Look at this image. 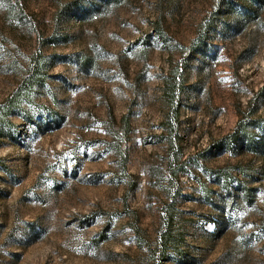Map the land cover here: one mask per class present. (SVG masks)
I'll use <instances>...</instances> for the list:
<instances>
[{
    "label": "rangeland",
    "instance_id": "rangeland-1",
    "mask_svg": "<svg viewBox=\"0 0 264 264\" xmlns=\"http://www.w3.org/2000/svg\"><path fill=\"white\" fill-rule=\"evenodd\" d=\"M248 8L0 0V104L40 55L47 72L1 124L0 264H264V5ZM250 110L254 141L233 140ZM168 215L185 244L162 256Z\"/></svg>",
    "mask_w": 264,
    "mask_h": 264
},
{
    "label": "trees",
    "instance_id": "trees-1",
    "mask_svg": "<svg viewBox=\"0 0 264 264\" xmlns=\"http://www.w3.org/2000/svg\"><path fill=\"white\" fill-rule=\"evenodd\" d=\"M249 5V10H247L246 17L249 16H255L260 12L264 5V0H246ZM226 5V4H224ZM233 14L232 17H235L234 12L231 11ZM212 16V15H211ZM207 20L206 24L209 25L208 28H215V17H212ZM205 23L201 26L202 30L200 32L201 38L197 41L192 49H196L197 47L201 46V44L204 43V35L205 29H204ZM212 51V50H211ZM30 72L25 77V79L22 81V83L19 85V87L15 90V92L7 98L5 101H3L0 104V133H1V124H10L13 125L9 120L8 117L14 113L16 110H22V104L24 101H29L31 97V93L34 91V89L37 86H40L44 84L45 78H46V70L45 65L46 62L44 59H42V56L35 58L32 62ZM183 74L182 73H176L175 71L172 72L170 76L166 77L165 81V95L168 104L170 105V113L168 115L167 124L169 132L173 134V125L176 126V123L179 121V112H180V105H181V94L183 91ZM264 91V88L262 89ZM255 114L254 110H250L244 117L238 121L235 133L232 134L233 140L237 141L240 139V136L248 137V139H252L254 141V136L250 135L251 133V126H256V123H259L260 120H254L251 119L253 115ZM178 125V124H177ZM246 139V138H245ZM123 169L125 170L126 162L122 164ZM173 177L178 176L179 172L176 169H173L171 172ZM219 180L224 179V181L229 180V174H220L217 173ZM178 194H180V191H178ZM171 206V205H170ZM173 206L169 207L167 209L168 213L171 212V208ZM169 217V215H168ZM173 217L170 216L167 220V225L162 227L159 232V242H158V250L161 252V255L164 256L169 250L176 251L177 253L181 252V248L184 247L185 239L183 236V233L180 231H175L172 228L171 221H173ZM161 256V257H162Z\"/></svg>",
    "mask_w": 264,
    "mask_h": 264
}]
</instances>
